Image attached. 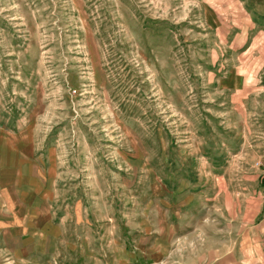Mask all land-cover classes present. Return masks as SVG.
Listing matches in <instances>:
<instances>
[{"label": "rangeland", "instance_id": "1", "mask_svg": "<svg viewBox=\"0 0 264 264\" xmlns=\"http://www.w3.org/2000/svg\"><path fill=\"white\" fill-rule=\"evenodd\" d=\"M263 9L0 0V123L37 188L0 264H264Z\"/></svg>", "mask_w": 264, "mask_h": 264}, {"label": "crops", "instance_id": "2", "mask_svg": "<svg viewBox=\"0 0 264 264\" xmlns=\"http://www.w3.org/2000/svg\"><path fill=\"white\" fill-rule=\"evenodd\" d=\"M257 14L264 16V9L258 10ZM2 125L5 124L0 123V251L9 248L6 245L11 242H3L11 237L7 229L17 222L28 221V215L33 212V198L28 195L37 189L30 184L33 168L20 164L18 151L19 144L27 145L31 138L27 134H18L16 129L7 127L9 129L4 130ZM9 246L15 248L17 244Z\"/></svg>", "mask_w": 264, "mask_h": 264}]
</instances>
